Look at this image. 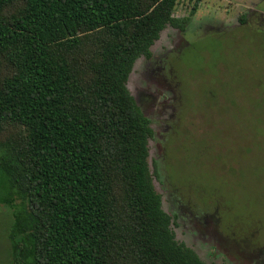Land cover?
I'll return each mask as SVG.
<instances>
[{
  "label": "trees",
  "instance_id": "trees-1",
  "mask_svg": "<svg viewBox=\"0 0 264 264\" xmlns=\"http://www.w3.org/2000/svg\"><path fill=\"white\" fill-rule=\"evenodd\" d=\"M0 0V205L10 264H206L176 240L128 88L177 0ZM157 176L160 177L157 169Z\"/></svg>",
  "mask_w": 264,
  "mask_h": 264
},
{
  "label": "rangeland",
  "instance_id": "rangeland-1",
  "mask_svg": "<svg viewBox=\"0 0 264 264\" xmlns=\"http://www.w3.org/2000/svg\"><path fill=\"white\" fill-rule=\"evenodd\" d=\"M23 6L18 1L6 15ZM173 17L188 19L186 31L168 24L153 60L137 59L128 80L157 133L148 144L154 187L176 240L203 262L264 264V0H177ZM165 54L172 55L180 104L194 111L190 131L197 133L171 139L163 160L164 124L172 115L170 84L158 75ZM9 73L0 66V81ZM17 132L15 126L1 132V147ZM7 185L0 175V194ZM13 213L0 205V264H10Z\"/></svg>",
  "mask_w": 264,
  "mask_h": 264
},
{
  "label": "flooded vegetation",
  "instance_id": "flooded-vegetation-1",
  "mask_svg": "<svg viewBox=\"0 0 264 264\" xmlns=\"http://www.w3.org/2000/svg\"><path fill=\"white\" fill-rule=\"evenodd\" d=\"M171 26H173V25H171ZM173 27L177 28V29H179L181 31H186V28L183 30V29H181L179 27H176V26H173ZM151 52H152V56L150 58H147L145 56H141V57L147 59L148 61H151V60H153L152 48H151ZM171 57H172V55H171ZM171 57H169L168 54H165L163 60L160 61V66H159V69H158V75H160L164 79V82H166L167 84H170L169 85L170 86V90L169 91H170V93L172 92V94L169 97H165V98H169L167 100H169V104L172 107V115H171V120L170 121H166L165 124H164V126H166V135H163V137L167 136V138L164 140V141L167 142V144H166V146L163 147V149H162L163 152L161 151V158L163 160H164L165 152L167 154L166 147L169 144V142L171 141V139L178 138L179 136L189 137L190 136L189 134L193 133V135H194V133L195 134L197 133V130H195L193 132L190 131L191 127H192V125L190 123H194V118H193L194 111L190 110L189 107H185L183 104H180V96H179V93L177 92L178 91L177 89H179V84H178V81H176L177 77L175 75V69L173 67V63L171 61L170 62L167 61V59H171ZM175 83H176V85H175ZM133 97H134V95H133ZM135 100L137 102L136 98H135ZM137 104L139 105L138 102H137ZM139 107L141 108L143 114L146 116L143 108L140 105H139ZM148 119L151 121V125L150 126H151V128L153 129V131L155 133V137L151 138V139H156L157 133L155 132V130H154L153 126H152L153 125L152 120L150 118H148ZM166 162H167V158H166ZM161 164L163 165L164 163H161ZM160 166H161L160 163L158 161H156V168L155 169H157L159 174H160ZM164 168L167 169L165 166H164ZM167 173H168V169H167ZM175 198H176L175 199V205L176 206L178 205L179 208L181 209L182 205H180L181 204L180 200L178 199V197H175ZM181 218H182L183 222H186L187 219H189V222L192 223V220L190 219L191 218L190 216L184 214V216L180 217V216H177V214L176 215L174 214V219H177L179 221Z\"/></svg>",
  "mask_w": 264,
  "mask_h": 264
}]
</instances>
